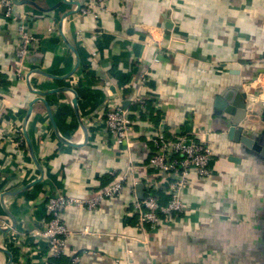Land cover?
<instances>
[{
  "label": "crops",
  "instance_id": "1",
  "mask_svg": "<svg viewBox=\"0 0 264 264\" xmlns=\"http://www.w3.org/2000/svg\"><path fill=\"white\" fill-rule=\"evenodd\" d=\"M5 1L13 15L0 9V225L16 229L0 227V264H51L47 240L34 235L49 199L93 197L115 182L111 171L146 164L150 123L160 122L171 137L208 134L211 180L192 177L184 213L155 230L137 228L130 186L95 211L64 208L67 257L264 264V147L246 152L232 140L217 102L243 88L264 106V0H109L99 17L76 12L87 0ZM20 25L37 38L22 66ZM140 93L147 116L133 133L137 149L115 147L94 120L110 102L136 109ZM251 118L241 126L262 130ZM154 193L168 203L163 186Z\"/></svg>",
  "mask_w": 264,
  "mask_h": 264
},
{
  "label": "built area",
  "instance_id": "2",
  "mask_svg": "<svg viewBox=\"0 0 264 264\" xmlns=\"http://www.w3.org/2000/svg\"><path fill=\"white\" fill-rule=\"evenodd\" d=\"M108 2L109 0H87V3L77 8L83 16L99 17L101 13L108 11ZM3 7L7 8V16L11 17L12 4L0 0V9ZM20 37L18 62L22 66L37 38L29 34L24 25H20ZM148 77L147 73L141 77L140 89L147 85ZM133 104L136 109L128 110L122 104L110 102L104 116L94 120L96 125L104 124L105 131L115 147L128 151L134 149L133 133L138 121L147 116V103L141 93ZM163 124L165 123L162 122L160 125L150 123L151 134L147 139L152 144L153 154L146 164L131 159L122 172L111 171L110 174L115 182L93 197L85 199L58 194L49 199L48 220L43 228L35 231L34 234L47 240L49 261L60 259L68 254V242L73 232L68 229L62 219L61 212L66 207L95 211L104 201L120 196L124 188L130 186L133 196L132 215L138 220L139 230L143 232L147 228L155 230L161 224L168 223L184 213L185 204L182 194L189 187L194 176L202 181L211 180L213 176L211 163L214 153L208 145L207 133L200 131L169 138L162 130ZM142 169H148L151 173L138 178L137 173ZM139 184H142L145 189L143 199L137 196L136 187ZM162 186L169 198L167 204L153 195L154 190ZM122 237L125 238V236ZM71 264H79L78 259L74 258Z\"/></svg>",
  "mask_w": 264,
  "mask_h": 264
},
{
  "label": "water",
  "instance_id": "3",
  "mask_svg": "<svg viewBox=\"0 0 264 264\" xmlns=\"http://www.w3.org/2000/svg\"><path fill=\"white\" fill-rule=\"evenodd\" d=\"M80 7L81 5L79 4L78 8ZM79 11L80 10L77 9L76 12L78 13ZM261 72L264 73V70ZM36 93L41 94L40 92ZM259 95L260 94L252 95L250 90L246 91L243 88H234L221 92L217 100L218 106L222 107L225 114H227L225 118L230 138L236 143L241 144L244 149H246V152H249V149L260 151L262 149L261 146L264 147V106L259 105L258 101H254L258 98L256 96ZM40 99L41 98H39V100ZM30 109H32V106ZM249 111H251V114H249ZM248 116L252 117L251 120L253 122L262 124V130L255 132L252 130H245V128L241 125L248 118ZM164 125L165 124L162 125V128H164ZM136 190L138 198L143 199V185H137ZM0 227L1 229L3 228V230L7 231L16 229L12 224L10 226L9 222L0 225Z\"/></svg>",
  "mask_w": 264,
  "mask_h": 264
},
{
  "label": "trees",
  "instance_id": "4",
  "mask_svg": "<svg viewBox=\"0 0 264 264\" xmlns=\"http://www.w3.org/2000/svg\"><path fill=\"white\" fill-rule=\"evenodd\" d=\"M154 121L157 122L156 120H154ZM158 124L160 125L161 122L158 123ZM165 134H166L167 137L172 138L168 132L165 131ZM136 149L137 148L135 147L134 150H136ZM152 154L153 153L151 152V155ZM153 195L156 196L157 194L153 192ZM156 197H158V196H156ZM71 263H72V261H71V259L69 257L63 256L60 259L53 260V262L51 264H71Z\"/></svg>",
  "mask_w": 264,
  "mask_h": 264
}]
</instances>
